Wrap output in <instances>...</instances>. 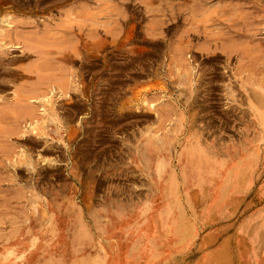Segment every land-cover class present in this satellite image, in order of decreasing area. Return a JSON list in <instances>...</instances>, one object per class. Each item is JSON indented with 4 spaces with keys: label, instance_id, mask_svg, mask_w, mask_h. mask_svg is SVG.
<instances>
[{
    "label": "rangeland",
    "instance_id": "1",
    "mask_svg": "<svg viewBox=\"0 0 264 264\" xmlns=\"http://www.w3.org/2000/svg\"><path fill=\"white\" fill-rule=\"evenodd\" d=\"M0 72V264H264V0H0Z\"/></svg>",
    "mask_w": 264,
    "mask_h": 264
},
{
    "label": "bare ground",
    "instance_id": "2",
    "mask_svg": "<svg viewBox=\"0 0 264 264\" xmlns=\"http://www.w3.org/2000/svg\"><path fill=\"white\" fill-rule=\"evenodd\" d=\"M25 1H26V0H25ZM27 1H28V0H27ZM54 2H55V1H54ZM25 3H26V2H25ZM25 3H24V4H25ZM25 7H26V6H25ZM21 8H22V7H21ZM242 33H243V32H242ZM79 37H80V36H79ZM77 38H78V37H77ZM32 41H33V40H32ZM34 41H36V40L34 39ZM23 44H24V43H23ZM45 44H46V43H45ZM24 45H25V44H24ZM21 46H22V45H21ZM27 48H28V46L26 47V49H27ZM29 48H30V47H29ZM29 48H28V49H29ZM24 49H25V47H24ZM30 49H33V48L31 47ZM30 49H29V51H30ZM34 49L36 50V49H38V48H34ZM4 51H5V50H4ZM25 51H26V50H25ZM27 52H28V51H27ZM2 53H3V52H2ZM23 53H25V52H23ZM28 53H29V52H28ZM25 54H27V53H25ZM21 55H22V54H21ZM27 55H28V54H27ZM22 56H23V55H22ZM20 57H21V56H20ZM37 57H39V55H37ZM64 57H65V56H64ZM22 58H23V57H22ZM59 58H60V57H59ZM66 58H67V57H66ZM64 59H65V58H64ZM43 60H44V59H43ZM60 60H61V59H60ZM7 61H8V60H7ZM7 61H6V62H7ZM7 63H8V62H7ZM7 63H6V64H7ZM46 63H47V62H46ZM43 67H44V66H43ZM27 68H28V67H27ZM32 68H33V67H32ZM38 68H39V67H38ZM38 68H37V69H38ZM40 68H41V67H40ZM44 68H45V67H44ZM18 69H19V68H18ZM25 70H26V69H25ZM35 70H36V69H35ZM14 71H16V70H14ZM33 71H34V70H33ZM38 71H39V70H38ZM3 72H4V71H3ZM8 72H9V71H8ZM31 72H32V71H31ZM35 72H36V71H35ZM42 72H43V71H42ZM0 73H2V72H0ZM6 73H7V72H6ZM24 73H25V72H24ZM26 73H28V72H26ZM39 73H40V72H39ZM44 73H47V72H44ZM28 74H30V73H28ZM42 74H43V73H42ZM38 75H39V74H38ZM5 76H6V75H5ZM19 76H20V75H19ZM45 76H46V75H45ZM3 78H4V77H3ZM22 78H23V77H22ZM24 78L27 80L28 77H27V78L24 77ZM41 78H42V77H41ZM45 78H47V77H45ZM11 79H12V78H11ZM5 80H6V79H5ZM5 80H4V81H5ZM7 80H8V79H7ZM40 80H41V79H40ZM42 80H43V79H42ZM48 80H49V79H48ZM2 81H3V80H2ZM11 81H13V80H11ZM28 81H29V78H28ZM36 81H37V80H36ZM34 82H35V81H34ZM38 82H39V81H38ZM47 82H48V81H47ZM31 83H33V82H31ZM31 83H30L29 85H31ZM59 83H60V82H59ZM34 84H35V83H34ZM47 84H48V83H47ZM39 85H40V84H39ZM57 86H59V85H57ZM43 87H44V86H43ZM45 87H46V85H45ZM38 88H39V87H38ZM41 88H42V87H41ZM61 88H62V87H61ZM26 89H28V88H26ZM29 90H30V88H29ZM57 90H58V89H57ZM61 90H62V89H61ZM58 91H59V90H58ZM23 92H25V91H23ZM33 92H34V91H32V93H33ZM41 92H42V91H41ZM45 92H46V90H45ZM55 93H56V92H55ZM26 94H27V93H26ZM41 94H44V92L41 93ZM53 94H54V93H53ZM39 95H40V93H39ZM49 95H50V93H49ZM54 95H55V94H54ZM19 96H21V95H19ZM50 96H51V95H50ZM27 97H28V96H27ZM35 97H36V96H35ZM28 98H29V97H28ZM28 98H27V99H28ZM31 98H32V97H31ZM53 98H54V97H53ZM53 98H52V99H53ZM55 99H56V98H55ZM20 100H22V99H20ZM8 101H9V100H8ZM26 101H27V100H26ZM38 101H39V100H38ZM56 101H57V100H56ZM6 102H7V101H6ZM20 102H21V101H20ZM20 102H19V103H20ZM21 103H22V102H21ZM32 103H33V102H32ZM39 103H41V102L39 101ZM26 104H27V102H26ZM26 104H25V105H26ZM36 104H37V103H36ZM23 105H24V104H23ZM27 105H28V104H27ZM29 105H30V104H29ZM31 106H32V105H31ZM34 106H35V105H34ZM43 106H44V103H43ZM26 107L28 108V106H26ZM21 108H22V107H21ZM5 109H6V108H5ZM5 109H3V110H5ZM19 109H20V107H19ZM45 109H46V108H45ZM45 109H44V110H45ZM13 110H14V109H13ZM23 110H24V109H23ZM23 110H20V112L23 111ZM25 110H26V109H25ZM52 110H53V109H52ZM6 111H7V110H6ZM38 111H39V110H38ZM38 111H37L36 113H38ZM9 112H10V111H8L7 114H10ZM12 112H13V111H12ZM14 112H16V111H14ZM14 112H13V113H14ZM13 113H12V114H13ZM18 114H19V113H18ZM18 114H17V115H18ZM25 114H26V113H25ZM29 114L31 115V113H29ZM10 115H11V114H10ZM4 116H6V115H4ZM13 116H14V115H13ZM15 116H16V115H15ZM28 116H29V115H27V117H28ZM48 116H49V115H47V118H48ZM10 117H11V116H10ZM17 117H18V116H17ZM21 117H23V116H21ZM21 117H20V118H21ZM42 117H43V116H42ZM2 118H3V117H2ZM5 118H6V117H5ZM5 118H4V119H5ZM18 118H19V117H18ZM49 118H50V117H49ZM52 118H53V117H52ZM2 120H3V119H2ZM13 120H15V119H13ZM20 120H21V119H20ZM20 120H19V122H20ZM10 121H11V120H10ZM10 121H8V122H10ZM16 121H17V120H16ZM31 121H32V120H31ZM8 122L6 123V125L8 124ZM56 122H57V121H56ZM0 123H2V122H0ZM60 123H61V122H60ZM17 124H18V123H17ZM19 124H20V123H19ZM28 124H29V123H28ZM57 124H58V123H57ZM9 125H10V124H9ZM56 127H57V126H56ZM0 128H1V127H0ZM3 128H4V127H3ZM8 128H9V127H8ZM42 129H44V128H42ZM23 130H24V129H23ZM40 130H41V129H40ZM57 130H58V129H57ZM4 131H7V130H4ZM61 131H62V130H61ZM2 132H3V131H2ZM7 132H8V131H7ZM43 132H44V131H43ZM4 133H5V132H4ZM28 133H29V132H28ZM14 134H16V133H14ZM38 134H40V133H38ZM38 134H37V135H38ZM42 134H43V133H42ZM11 135H12V134H11ZM43 135H44V134H43ZM6 136H7V134H6ZM41 136H42V135H41ZM7 137H8V136H7ZM46 137H47V136H46ZM60 137H61V136H60ZM1 139H2V137H1ZM25 152H26V151H25ZM5 165H6V164H5ZM31 172H33V171H31Z\"/></svg>",
    "mask_w": 264,
    "mask_h": 264
}]
</instances>
